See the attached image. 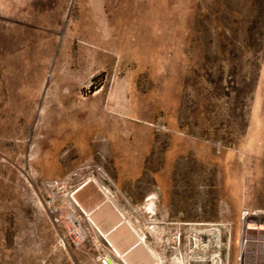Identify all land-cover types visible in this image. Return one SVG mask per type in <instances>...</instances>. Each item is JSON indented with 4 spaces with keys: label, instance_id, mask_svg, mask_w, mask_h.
I'll use <instances>...</instances> for the list:
<instances>
[{
    "label": "rangeland",
    "instance_id": "374dc122",
    "mask_svg": "<svg viewBox=\"0 0 264 264\" xmlns=\"http://www.w3.org/2000/svg\"><path fill=\"white\" fill-rule=\"evenodd\" d=\"M243 6L0 0V264H70L46 203L87 177L130 204L151 191L172 264H243L242 213L264 215V43L245 126L203 81L231 63L218 17Z\"/></svg>",
    "mask_w": 264,
    "mask_h": 264
},
{
    "label": "crops",
    "instance_id": "0c3cea01",
    "mask_svg": "<svg viewBox=\"0 0 264 264\" xmlns=\"http://www.w3.org/2000/svg\"><path fill=\"white\" fill-rule=\"evenodd\" d=\"M151 194L144 191L130 204L94 177L69 186L56 203L74 212L85 234L79 247L67 248L70 264H172L173 251L154 240V225L142 215L152 204ZM165 224L161 229L173 233L174 222Z\"/></svg>",
    "mask_w": 264,
    "mask_h": 264
},
{
    "label": "trees",
    "instance_id": "16d2710c",
    "mask_svg": "<svg viewBox=\"0 0 264 264\" xmlns=\"http://www.w3.org/2000/svg\"><path fill=\"white\" fill-rule=\"evenodd\" d=\"M241 2L244 6L240 9L243 11L233 9L230 15L220 14L217 20L220 32L216 33V56L221 57L223 64L226 61L225 54L231 61L230 64L225 65L224 71L221 67L215 71L220 75L218 81L215 82L220 87L214 88L215 83L213 84L208 77H205L203 81L208 86L213 85L212 91L220 90L222 96L218 99L224 100V105L229 107L231 112H238L239 119L244 122L245 126L246 104L250 100L255 84L257 64L263 51L264 0H241ZM238 3L240 4V0ZM241 63H244L243 66ZM225 72L228 75L222 80ZM241 76L244 77L241 78ZM200 96L203 102L201 106L205 109L209 106L210 94L206 92ZM198 100H200L199 97L197 102Z\"/></svg>",
    "mask_w": 264,
    "mask_h": 264
},
{
    "label": "built area",
    "instance_id": "2783aa9c",
    "mask_svg": "<svg viewBox=\"0 0 264 264\" xmlns=\"http://www.w3.org/2000/svg\"><path fill=\"white\" fill-rule=\"evenodd\" d=\"M63 186V184H57L58 188ZM46 210L50 222L56 231L59 244L62 246L79 247L85 238V234L74 212L54 202L53 198H49L47 201ZM252 213L254 211H245L242 213V217L251 215ZM258 264H264V262H259Z\"/></svg>",
    "mask_w": 264,
    "mask_h": 264
},
{
    "label": "bare ground",
    "instance_id": "6f19581e",
    "mask_svg": "<svg viewBox=\"0 0 264 264\" xmlns=\"http://www.w3.org/2000/svg\"><path fill=\"white\" fill-rule=\"evenodd\" d=\"M262 216V213L254 212L244 218L241 241L243 264H251L256 260L264 262V224L260 222Z\"/></svg>",
    "mask_w": 264,
    "mask_h": 264
}]
</instances>
